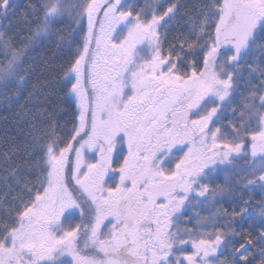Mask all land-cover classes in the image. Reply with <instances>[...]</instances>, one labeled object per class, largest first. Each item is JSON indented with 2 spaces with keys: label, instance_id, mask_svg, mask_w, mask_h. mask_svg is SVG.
<instances>
[{
  "label": "snow or ice",
  "instance_id": "6c2138e0",
  "mask_svg": "<svg viewBox=\"0 0 264 264\" xmlns=\"http://www.w3.org/2000/svg\"><path fill=\"white\" fill-rule=\"evenodd\" d=\"M0 264H264V0H0Z\"/></svg>",
  "mask_w": 264,
  "mask_h": 264
},
{
  "label": "trees",
  "instance_id": "16d2710c",
  "mask_svg": "<svg viewBox=\"0 0 264 264\" xmlns=\"http://www.w3.org/2000/svg\"><path fill=\"white\" fill-rule=\"evenodd\" d=\"M21 2H23V0H21Z\"/></svg>",
  "mask_w": 264,
  "mask_h": 264
}]
</instances>
